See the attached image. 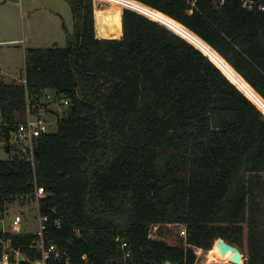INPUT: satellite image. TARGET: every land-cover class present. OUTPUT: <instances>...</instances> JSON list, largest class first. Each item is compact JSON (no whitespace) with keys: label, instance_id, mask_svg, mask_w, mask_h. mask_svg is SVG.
Instances as JSON below:
<instances>
[{"label":"trees","instance_id":"obj_1","mask_svg":"<svg viewBox=\"0 0 264 264\" xmlns=\"http://www.w3.org/2000/svg\"><path fill=\"white\" fill-rule=\"evenodd\" d=\"M65 1V47L26 49L24 81L0 78L9 152L27 106L50 114L51 92L67 113L36 141L34 169L0 160V219L36 184L44 239L70 264H195L218 239L242 252L245 227L244 264H264V13L241 0ZM103 1L128 8L120 39L97 38ZM162 224L185 238L153 239ZM36 239L0 230V258L9 243L11 260L34 261Z\"/></svg>","mask_w":264,"mask_h":264},{"label":"rangeland","instance_id":"obj_2","mask_svg":"<svg viewBox=\"0 0 264 264\" xmlns=\"http://www.w3.org/2000/svg\"><path fill=\"white\" fill-rule=\"evenodd\" d=\"M124 9L126 8L120 10L116 5L106 1L94 3L95 29L100 38L117 39L121 36L116 28V20L117 15ZM72 28V14L65 0H0V76L7 83L21 82L24 78L25 50L53 46L63 48L66 44V31L71 33ZM49 109L53 122L50 131L55 132L58 118L67 115L66 107L51 103ZM17 118L21 121L24 115L18 114ZM2 131L0 128V160H8L14 152L6 151L7 141ZM14 217L20 219L24 233L38 232L37 211L30 198L19 199L9 204L0 219V228L10 231ZM183 230L184 227L181 225H155L151 228L150 236L173 244L178 242L180 237H184ZM246 237L245 227L243 256L247 254ZM211 250H198L195 264H232L230 261L213 259Z\"/></svg>","mask_w":264,"mask_h":264},{"label":"built area","instance_id":"obj_3","mask_svg":"<svg viewBox=\"0 0 264 264\" xmlns=\"http://www.w3.org/2000/svg\"><path fill=\"white\" fill-rule=\"evenodd\" d=\"M242 7L249 11H257L264 13V0H241ZM46 104L54 103L55 96L53 93L48 92L45 96ZM67 105V102H63ZM55 104V103H54ZM51 114L47 112H34L32 107L27 106L24 112V118L18 123L17 129L13 138L12 144L15 146V152L12 156L22 162H26L34 169L35 168V146L36 141L42 135L51 133L50 126L53 123ZM45 197V192L42 188H39L35 184L34 192L32 195V201L35 205L38 217V232L35 234L37 239L33 243V248L36 251L37 258L28 264H70L69 253L52 243H47L44 239V233L46 232V225L48 223V217L40 214L39 201ZM56 227H60V223L56 221ZM12 232L15 234H22L21 221L18 217H14L12 223ZM183 236L185 238V230H183ZM116 241L120 244L122 249L127 248V243L120 237L116 238ZM9 243H5L3 246V254L0 258V264H21L25 262V258L16 254L14 259L11 260L9 254ZM125 257H129V252L125 253ZM22 259V261H20ZM86 259L85 256L82 257Z\"/></svg>","mask_w":264,"mask_h":264},{"label":"water","instance_id":"obj_4","mask_svg":"<svg viewBox=\"0 0 264 264\" xmlns=\"http://www.w3.org/2000/svg\"><path fill=\"white\" fill-rule=\"evenodd\" d=\"M127 9V8H126ZM130 10V9H129ZM133 11V10H132ZM180 25V24H179ZM190 32V31H189ZM191 33V32H190ZM194 35V34H193ZM195 36V35H194ZM97 37V34H96ZM197 37V36H196ZM98 39H102L97 37ZM198 38V37H197ZM199 39V38H198ZM201 40V39H200ZM202 41V40H201ZM203 42V41H202ZM218 248L219 254L221 257H225L227 253H232V256L230 257V262L232 264H243L244 258L243 253L235 246L227 243L226 241L222 239H218L215 244ZM22 261V259H20ZM165 264H172L171 262H166Z\"/></svg>","mask_w":264,"mask_h":264},{"label":"bare ground","instance_id":"obj_5","mask_svg":"<svg viewBox=\"0 0 264 264\" xmlns=\"http://www.w3.org/2000/svg\"><path fill=\"white\" fill-rule=\"evenodd\" d=\"M212 258L213 259H217V261L219 260H224V261H230V257L232 256V253H227L225 255V257H221L220 254H219V251H218V248L217 246H215L212 250Z\"/></svg>","mask_w":264,"mask_h":264},{"label":"crops","instance_id":"obj_6","mask_svg":"<svg viewBox=\"0 0 264 264\" xmlns=\"http://www.w3.org/2000/svg\"><path fill=\"white\" fill-rule=\"evenodd\" d=\"M121 36H122V34H121ZM121 36L119 37V38H117V39H120L121 38ZM0 78H2L3 79V77L2 76H0ZM4 80V79H3ZM5 81V80H4ZM14 81H16V80H14ZM22 81H24V78L22 79ZM6 82V81H5ZM13 82V81H12ZM7 148V152H9V148L8 147H6ZM12 226V225H11ZM11 228V230L10 231H12V227H10ZM0 230H2L3 232H8L7 230H3V229H1L0 228ZM21 230H22V225H21ZM22 233H24L23 231H22ZM27 234V233H26Z\"/></svg>","mask_w":264,"mask_h":264}]
</instances>
